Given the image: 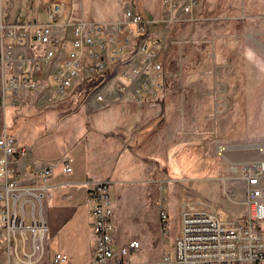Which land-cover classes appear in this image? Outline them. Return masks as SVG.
Wrapping results in <instances>:
<instances>
[{
	"label": "rangeland",
	"instance_id": "rangeland-1",
	"mask_svg": "<svg viewBox=\"0 0 264 264\" xmlns=\"http://www.w3.org/2000/svg\"><path fill=\"white\" fill-rule=\"evenodd\" d=\"M49 1L0 0V17L20 24L42 21ZM54 1L65 11L71 3L75 13L80 10L85 20L98 22L120 20L130 7L150 14L145 37L153 41L146 43L159 49L164 73L156 97L143 103L131 93L120 97L117 79L110 76L97 88H79L70 99L42 107L54 114L32 138L35 153L58 155L67 140L74 148L65 154L74 158L84 155L86 141L90 144L100 174L109 179L116 240L140 241L134 258L142 264L159 259L177 235L182 196L199 195L214 203L222 221L243 217L245 187L231 167L251 161H238L243 148L264 145V0H198L190 14L182 11L184 0ZM9 94L8 124L18 110L8 106ZM117 102V110L108 109ZM160 119L162 127L149 137ZM157 200L168 214L166 230ZM261 224L264 229V219ZM48 244L51 262L59 247L54 237ZM87 261L84 245L78 257L63 264Z\"/></svg>",
	"mask_w": 264,
	"mask_h": 264
},
{
	"label": "built area",
	"instance_id": "built-area-1",
	"mask_svg": "<svg viewBox=\"0 0 264 264\" xmlns=\"http://www.w3.org/2000/svg\"><path fill=\"white\" fill-rule=\"evenodd\" d=\"M170 5L175 8L177 2ZM197 6L198 0H184L182 11L190 14ZM61 16L65 17L62 22ZM151 20L132 7L120 20H85L80 10L73 11L71 3L65 11L51 0L45 5L42 21L0 23V66L4 69L0 78L4 118L0 135V264L67 261V256L59 252L51 262L46 260L45 205L49 178L59 167L63 173H70L73 162L71 156L63 154L41 169L31 164L25 165L24 171L17 168L29 150L7 131L6 91L10 92L11 109L25 105L41 108L70 99L90 80H99V87L114 76L120 97L131 93L137 103L156 97L164 68L159 49L146 43L153 41L145 37ZM22 44L27 50L16 48ZM109 68L113 70L111 75ZM83 95L81 92L78 96ZM231 168L244 183L245 215L222 221L214 203L199 195L182 196L178 202V233L167 251L149 264H264V159L240 162ZM108 185V180L94 178L86 182L92 236L89 264H142L134 258L141 250L140 241L116 240L115 210ZM156 204L166 230L168 214L160 200Z\"/></svg>",
	"mask_w": 264,
	"mask_h": 264
},
{
	"label": "crops",
	"instance_id": "crops-1",
	"mask_svg": "<svg viewBox=\"0 0 264 264\" xmlns=\"http://www.w3.org/2000/svg\"><path fill=\"white\" fill-rule=\"evenodd\" d=\"M46 5V4H45ZM45 12V6H44ZM0 11V16H1ZM0 23H11L4 22L2 17H0ZM16 48L18 50H27L26 45H17ZM4 69H1L0 66V78L1 72ZM103 88V87H102ZM106 95V94H105ZM80 97V96H78ZM121 103V102H117ZM9 104V102H8ZM115 105V104H114ZM9 106V105H8ZM31 106L35 112H45L49 114L50 118L54 114V110L46 111L43 110L42 107H34L33 105H25ZM23 107V106H22ZM14 115V114H13ZM13 115L10 124L7 122V112L5 116V122L8 126V133L15 136L16 141L19 145L25 146L28 148L29 152L25 158L21 159L17 164V168L21 171L25 170V165L31 164L35 169L43 168L46 163L50 160H54L65 154L66 151H72L74 148V144L69 143V141H63V151L58 149V155H44L35 153V146H32V140L40 133H42L46 127V122L38 126L32 132L24 135L22 133L21 125L26 121L25 117L18 116L17 123L13 122ZM59 120V119H58ZM65 120V118L63 119ZM3 113H2V100L0 97V135L2 133L3 127ZM62 121V120H61ZM114 120V124H115ZM88 128V132H95V129ZM114 128V127H113ZM33 138V139H32ZM116 138L123 139L120 136H116ZM246 152H241L239 154L243 155V158L238 161L244 160H260L264 159V145L261 147H252V148H243ZM257 149V150H254ZM2 150L0 149V158L2 157ZM72 157V156H71ZM72 171L70 173H63L61 171V167L55 170L54 174L49 178L50 188L53 190H49V197L46 201L45 205V216L48 224V238H47V249H48V241H50L53 237L57 241L58 249L56 253H63L67 256V261L69 259H73L78 257L80 252L83 250L84 245L88 249V261L86 264H89L91 258L92 251V236L89 230V202L87 200V187L86 182L90 178H94L97 180H109L108 178H104V174H100L98 163L95 156H92L91 146L86 141V145L84 147V155L78 157H72ZM103 176V177H102ZM244 185V183H243ZM53 194V195H52ZM86 206V216L87 223L84 231L81 230V222H82V207ZM81 211V212H80ZM46 260L50 262L48 258V253L46 255ZM66 261V262H67ZM63 264V263H62Z\"/></svg>",
	"mask_w": 264,
	"mask_h": 264
},
{
	"label": "trees",
	"instance_id": "trees-1",
	"mask_svg": "<svg viewBox=\"0 0 264 264\" xmlns=\"http://www.w3.org/2000/svg\"><path fill=\"white\" fill-rule=\"evenodd\" d=\"M98 84H99V80H90L89 82L85 83L81 87V89L89 90V89L97 87ZM119 107H120V104L117 103L108 109L110 110L111 108H115L117 110V108ZM113 113L114 111L112 112V116H113ZM18 116H23L26 119V121L21 125L22 133L24 135H26L29 132H32L38 126L43 125L47 119L48 120L51 119L49 114L45 112L37 113L31 106H23V107L18 108L17 112L13 115V122L16 125H18L17 123ZM112 119L114 120V117H112ZM162 125H163V119H160L157 122V124L150 130L149 137L153 136L162 127ZM91 129H93V127Z\"/></svg>",
	"mask_w": 264,
	"mask_h": 264
},
{
	"label": "water",
	"instance_id": "water-1",
	"mask_svg": "<svg viewBox=\"0 0 264 264\" xmlns=\"http://www.w3.org/2000/svg\"><path fill=\"white\" fill-rule=\"evenodd\" d=\"M147 19H148V20H151V19H152V16H151L150 14H147ZM155 42H159V40L156 39ZM11 243H12V241H11Z\"/></svg>",
	"mask_w": 264,
	"mask_h": 264
},
{
	"label": "bare ground",
	"instance_id": "bare-ground-1",
	"mask_svg": "<svg viewBox=\"0 0 264 264\" xmlns=\"http://www.w3.org/2000/svg\"><path fill=\"white\" fill-rule=\"evenodd\" d=\"M100 99H102L103 100V95L101 96V98Z\"/></svg>",
	"mask_w": 264,
	"mask_h": 264
}]
</instances>
